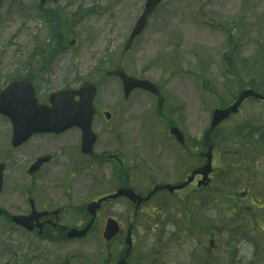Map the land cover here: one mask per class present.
<instances>
[{
  "label": "rangeland",
  "instance_id": "374dc122",
  "mask_svg": "<svg viewBox=\"0 0 264 264\" xmlns=\"http://www.w3.org/2000/svg\"><path fill=\"white\" fill-rule=\"evenodd\" d=\"M142 1L85 0L86 6L93 4L106 9L85 17L88 37L73 51L78 62L74 67L71 51L60 52L59 38L53 40V46L48 47L43 57L36 59L30 31L32 0L3 7L0 89L14 75L13 69H33L32 64L37 61L34 69L63 70L62 82H67L66 85L78 87L87 79L105 84L99 91L97 104L114 110L113 104L124 99L122 85L113 78L106 79L105 71L122 65L134 76L159 83L166 97L157 101L152 95L136 92L128 102L134 106L125 128L134 149L155 142L162 147L170 146L163 142L165 138L155 141L151 139L154 137H147L149 129L145 123L153 112L157 118H163L161 130L169 124L179 125L191 138L197 137L194 143L198 148L203 147L215 107L232 101L246 85L264 92V0H166L145 34L122 55L132 19ZM112 3L115 7L109 11ZM39 29L38 41L43 39L41 26ZM98 69L103 72L95 73ZM10 136V123L0 117V153L6 149ZM215 137L218 147L228 149L229 167L224 183L229 187L228 198L233 199L223 202L222 194L216 191H208L209 196L201 195L199 208L206 211V217H197V226L211 225L208 230L215 233L214 238L207 235L199 240L192 231L175 234L173 226L159 236L149 233L140 237L141 241L152 239L171 248L160 254L163 264H192L194 258L204 257L217 259L221 264H264V102L246 101L238 114L216 130ZM183 164L181 161L180 166ZM220 165L218 160L217 166ZM22 199L8 183L0 196V206L11 209ZM188 203L190 200L185 202ZM194 232L200 235L202 231L197 228ZM211 240L214 249H210ZM60 248L54 249L46 241L38 242L31 232L0 218V264L15 256L24 257V261L18 257L21 264L27 261L83 264V258L87 264H93L105 247L101 235L95 232L80 245Z\"/></svg>",
  "mask_w": 264,
  "mask_h": 264
},
{
  "label": "flooded vegetation",
  "instance_id": "af4514ba",
  "mask_svg": "<svg viewBox=\"0 0 264 264\" xmlns=\"http://www.w3.org/2000/svg\"><path fill=\"white\" fill-rule=\"evenodd\" d=\"M16 1L13 0L12 4ZM84 1L32 0L29 4L30 31L32 43L36 45V59L43 57L48 47L53 46L55 38L61 39L60 52L67 51L64 43L68 39L72 45L80 39L79 47L82 46L86 36L85 17L98 10L93 4L84 5ZM4 3L12 6L10 0H4ZM114 7V3L109 4V11ZM85 9L92 12L86 13ZM39 26L43 37L40 41L37 40ZM75 48L71 50L72 59ZM77 63L72 62L73 66ZM37 64V61L32 64L33 69H24L26 78L34 86L39 103L49 104L50 94L47 92L52 87H65L67 82H62L65 78L63 70L34 69ZM61 83L64 84L61 86ZM129 100L124 98L115 102L112 112L105 107L96 109V117L103 115L105 118L106 112H111L112 117L105 118L106 127L97 123L101 128L95 129L97 138L90 153L83 151L82 130L72 128L62 133L33 134L22 146L7 151L0 158V162L6 164L4 181L11 182L18 195L28 201V204L24 201L13 207L14 213L30 214L32 211L33 214L35 209L41 214L33 220L32 231L39 240L44 239L54 247H65L71 241H74L73 245H80L83 238H68L71 229H83L91 223L90 234L103 233L108 221L115 220L118 230L110 241L105 240V248L101 249L102 254L93 264H163L160 254L171 248L152 239L150 242L141 241L140 237L149 236V233L159 236L171 226L175 234L192 231L193 237L199 240L207 235L214 238L212 234H215L208 230L211 225L197 226L196 218L206 217V211L199 208L201 195L209 196V192L215 191V181L220 179L219 184H222L227 177L228 149L223 151V147L215 146L210 136L205 139V147L198 148L190 136L173 135V124L161 130L163 118L151 121L156 128L150 124L147 137H154L151 139L155 141L165 138L163 142L170 143V146L162 147L155 142L134 149L130 133L125 128L134 106L128 104ZM209 149L213 154L210 180L203 182L200 173L188 180L193 171L206 163V150ZM44 157L49 159L40 163ZM218 160L220 166H217ZM181 161H184L183 167ZM31 166L32 173H29ZM227 187L224 185V189L218 190L220 194L228 195ZM128 190L137 195L135 200ZM227 195H222L223 202L228 200ZM223 197L227 199L223 200ZM187 200L190 203L185 204ZM93 202L98 204L95 214L89 209ZM197 228L202 231L201 236L194 232ZM129 234L131 242H128ZM210 244V249H214L213 240ZM195 253L196 249L193 255ZM204 261L221 264L217 259L206 257L194 258L192 264H204Z\"/></svg>",
  "mask_w": 264,
  "mask_h": 264
},
{
  "label": "water",
  "instance_id": "95a60500",
  "mask_svg": "<svg viewBox=\"0 0 264 264\" xmlns=\"http://www.w3.org/2000/svg\"><path fill=\"white\" fill-rule=\"evenodd\" d=\"M160 1V0H158ZM119 75H121L123 77V81L126 84V91L128 92L132 87L134 86H142L144 88H147L149 90H154V85L152 83H150L149 81H140V80H136L134 78H131L129 76H127L126 74L123 73H119ZM129 83H133L132 86H129ZM86 91V96H85V101L83 102V108L82 110L76 114L75 117L70 118V120H72V122L74 123H70V124H66L64 128H67L68 126H71L73 124H79L81 126H83L84 129V136H85V145L88 146V150L90 149V147L92 146V142L94 140V136L91 133L90 130V124H91V119H92V98H93V89L91 87H87L85 88ZM249 96H254L257 98H263V95L255 92L252 89H247L245 91H243L239 97V99L237 100V102L231 106L228 109H217L214 112V117H213V122H212V126L215 127L219 122H221L223 119L227 118L232 112H236L238 106L242 103V101L249 97ZM66 120L62 119V118H55L54 120L49 121V123H47L46 125H42V120L38 121V124L41 125L40 129L41 130H55L56 127L60 126L61 124H64ZM15 122H19V120H16ZM25 129H32V120L30 122V124L28 126L25 127ZM202 172L204 173V176H207L210 172V161L208 162V164L206 166L203 167ZM1 172H0V183H1ZM1 190V187H0ZM29 217H24V216H19V217H14V220L20 224H23L24 226L29 227L28 225V221H29ZM81 234H85V231L82 232Z\"/></svg>",
  "mask_w": 264,
  "mask_h": 264
}]
</instances>
